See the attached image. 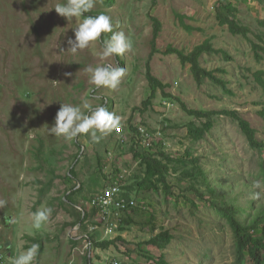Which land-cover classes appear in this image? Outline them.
<instances>
[{
    "label": "rangeland",
    "instance_id": "obj_1",
    "mask_svg": "<svg viewBox=\"0 0 264 264\" xmlns=\"http://www.w3.org/2000/svg\"><path fill=\"white\" fill-rule=\"evenodd\" d=\"M227 1L236 9L239 24L250 29L247 38L221 24L218 14L228 13L220 0H95L85 15L106 13L113 31H124L133 42L124 55L102 58V41L111 33H103L74 54L68 50L67 40L74 38L78 21H68L55 11L53 7L64 0H0V199L9 202L0 209V250L5 255L0 264H11L19 252L39 244L31 238L41 237L44 251L35 264H148L149 258L155 260L162 254L170 264H237L232 229L210 204L213 198L202 177L193 182L181 172H171V194L131 193L148 209L138 207L125 217L121 212L118 217L125 218L124 230L111 236L103 230L92 231L100 211L89 206L92 196L111 179L123 178L122 183L125 179L130 184L140 173L127 127L143 123L159 132L156 150L161 148L174 158H183L186 152L198 158L209 183L216 184L228 199L236 197L246 210L241 218L264 208V198H253L257 191L253 183L264 184V149L252 148L231 116H215L213 129L195 142L188 127L193 122L201 126L203 120L190 116L176 99L164 98L158 91L152 104L144 105L151 94L146 77L150 65L152 74L168 85L165 92L189 109L237 111L264 142V87L257 81V74L264 72V57L258 60L253 49L254 43L264 47V3ZM154 18L161 23L155 43ZM206 40L223 52L204 53L201 63L224 78L229 91L209 78L199 85L190 63L184 64L177 53H168L173 48L188 54ZM109 63L126 69L118 88H96L85 69ZM81 98L120 116L124 133L115 130L98 142L91 130L71 141L51 134L49 128L61 104L78 105ZM40 139L57 175L44 195L41 188L48 184L49 165L37 162ZM77 154H81L75 165L77 177L71 179L66 175ZM75 184L82 188L75 196L76 207L62 205L60 199ZM217 204L221 206L222 200ZM49 207L53 210L49 220L40 229L34 228L32 214ZM80 209L87 213L83 226L77 221ZM9 217L16 222L11 223ZM161 230L174 236L162 251L146 244ZM88 235L98 241L122 239L106 249L95 243L87 247Z\"/></svg>",
    "mask_w": 264,
    "mask_h": 264
},
{
    "label": "trees",
    "instance_id": "obj_2",
    "mask_svg": "<svg viewBox=\"0 0 264 264\" xmlns=\"http://www.w3.org/2000/svg\"><path fill=\"white\" fill-rule=\"evenodd\" d=\"M110 1L112 2L113 0ZM220 1L221 6H223L228 13V16L218 14L221 24L227 25L231 33H233L234 35H242L243 37L247 38L250 29L239 24L235 16L236 9L234 8L232 2H228L227 0ZM257 1L264 3V0ZM88 15L95 16L98 15V13ZM153 20L155 25L153 37L155 43V39L158 38L160 33L161 23L156 18H154ZM188 28L191 29L190 27ZM253 49L257 59H263L264 47L254 43ZM260 51H262V54ZM221 52L223 51L215 49L208 40L200 45H197L194 50L188 54L177 49H168V53H177L184 64L190 63L194 78L199 85H201L205 81V79L209 78L213 83L220 85L223 90L229 91L226 80L217 76L215 71H209L204 68L201 63V57L204 53L219 54ZM221 71L224 72L225 70ZM263 75L264 72L260 71L257 74V81L264 87ZM146 77L151 88V94L149 98L144 102L146 108H148L152 104V101L153 99H155L158 91H161L164 98L176 99L190 116L203 120L201 126H197L196 123L193 122L188 127V135L195 142L202 140L206 136V134L213 129L215 125V116L226 114L228 116H231L238 123L242 133L247 138L252 148L258 149L260 151L264 149V142L258 140L256 129L253 128L250 122L244 119L237 111L223 110L221 112H215L189 109L186 104L179 98H174L171 94L165 92V89L168 87V85H165L152 74L150 65H147ZM39 142L40 146L36 148L35 151V156L37 157L36 159L39 160L37 162H41L43 167L46 166V164L49 165V168L46 169L47 175L49 177L48 184L41 188V193L44 195L45 192H47V189H50L53 185L57 175L55 168L51 166V163L46 156L43 140L40 139ZM131 151L133 154V158L139 163L140 173L134 175L131 178L132 180H134V182L125 184L124 181L125 190L123 191V195L127 198V200L134 199L133 197H131V193L133 192H137L138 194H145L150 193L151 191H164L168 195L171 194L172 187L168 184V176L171 172H181L184 178L190 179L193 182H196L200 177H202L203 183L207 185V189L209 191L208 193H210L211 198H213L210 204L216 209L217 212L221 214V216L226 220V222L232 229L235 241L237 264H243L246 260L252 264H264V208L255 215H252L250 218H241V215L246 213V210L242 206L237 204L236 197H231L230 199H228L225 195L226 193L220 194L216 184L212 185L211 183H209L204 170L198 164L199 159L191 155L189 152H186L183 158H174L166 154L161 148L154 152L144 151L142 148H136L135 143H133ZM80 156L81 154H77L75 156V164L70 168L69 173L66 175L68 178L73 179L77 177L75 172V165L80 162ZM39 182L44 184L43 180H39ZM81 189V184L79 187L75 184L71 188V190L60 199V203L62 205L71 204L72 206L76 207L75 196ZM217 200H222L221 206L217 204ZM138 207L142 209H148L145 204L141 205L136 200V206H132L129 204L124 209V217L127 215L129 216L131 211L138 209ZM94 210V212L97 211L96 209ZM79 211L80 214L77 221L83 226L85 223L84 221L87 219V213H84L81 210ZM124 219H122L120 223L119 229L121 231L124 230ZM31 239H33L34 242H39V254H41L44 251V239L42 237ZM88 239L92 243H95L97 248L106 249L110 245L114 244L117 240H121L122 236H118L113 240L98 241L96 236L88 235ZM173 239L174 236L169 230H161L160 232L153 235L148 241H146V244L152 245L153 247L162 251L166 249L168 245H170ZM0 257V263L5 262V255L1 250ZM148 264H170V262L166 259L165 255L162 254L155 260L149 258Z\"/></svg>",
    "mask_w": 264,
    "mask_h": 264
},
{
    "label": "clouds",
    "instance_id": "obj_3",
    "mask_svg": "<svg viewBox=\"0 0 264 264\" xmlns=\"http://www.w3.org/2000/svg\"><path fill=\"white\" fill-rule=\"evenodd\" d=\"M94 5L95 0H64L63 3H57L53 7L58 15L68 21H72L73 18L78 21L73 28L74 38L70 37L67 40L68 50L74 54L78 50L88 48L90 43L101 38L103 33H111L110 38H105L102 41L101 57L107 58L114 54L117 56L124 55L133 47L131 38L122 30L113 31L112 19L106 13L95 16L85 15L93 9ZM85 71L89 75V82L96 88L106 87L114 90L118 88L126 69L109 63L95 67L90 65ZM65 75L70 76L72 74L65 73ZM121 124V117L109 111L106 106L97 105L94 107L86 98H81V103L78 105L61 104L49 132L57 137H63L66 141H71L80 134L89 133L91 130L92 137L98 142L104 136L119 130ZM97 132H99V136ZM253 188L257 190L253 193L254 199L264 198V184L255 181ZM8 203L7 200L0 199V209L5 208ZM52 211L50 207L37 209L32 214L33 227L40 229L49 220ZM8 220L11 223L16 222L15 217H9ZM39 249L38 243L31 244L26 250L13 257L11 264H35Z\"/></svg>",
    "mask_w": 264,
    "mask_h": 264
},
{
    "label": "built area",
    "instance_id": "obj_4",
    "mask_svg": "<svg viewBox=\"0 0 264 264\" xmlns=\"http://www.w3.org/2000/svg\"><path fill=\"white\" fill-rule=\"evenodd\" d=\"M213 9H215L214 4ZM127 129L130 137L133 139L136 145V148H142L144 151H156L154 147L155 144H159V132L155 133L151 131L143 123H134L133 125H129ZM116 131L118 134H122L124 133V128L120 126V129ZM124 139L125 134L123 136V140ZM115 178L111 179L110 183L102 190H100L97 194L93 195L89 201V206L92 207V209L100 211V213H98L99 221H96V224L92 226V231L103 230L106 236L114 235L119 230L120 223L122 221L118 217L120 213H123L124 209L129 204L132 206H136L135 199L127 200V198L123 195V191L125 190V184L122 183L123 178H119L116 180ZM83 212L85 213V211ZM114 213H117V217L113 216ZM86 239H88V236H86ZM92 244L93 243L89 240L87 243V247H90ZM114 264H120V262L116 261L114 262Z\"/></svg>",
    "mask_w": 264,
    "mask_h": 264
}]
</instances>
